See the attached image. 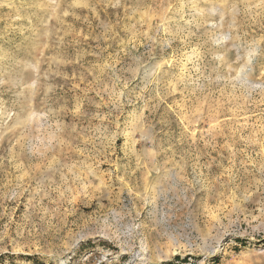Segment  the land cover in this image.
I'll return each mask as SVG.
<instances>
[{
    "label": "rangeland",
    "instance_id": "1",
    "mask_svg": "<svg viewBox=\"0 0 264 264\" xmlns=\"http://www.w3.org/2000/svg\"><path fill=\"white\" fill-rule=\"evenodd\" d=\"M0 264H264V0H0Z\"/></svg>",
    "mask_w": 264,
    "mask_h": 264
},
{
    "label": "trees",
    "instance_id": "2",
    "mask_svg": "<svg viewBox=\"0 0 264 264\" xmlns=\"http://www.w3.org/2000/svg\"><path fill=\"white\" fill-rule=\"evenodd\" d=\"M176 259L180 260V257H176Z\"/></svg>",
    "mask_w": 264,
    "mask_h": 264
}]
</instances>
